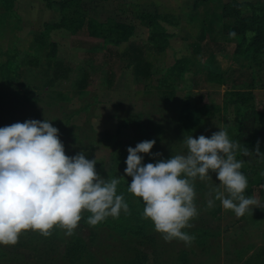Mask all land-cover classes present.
<instances>
[{
    "label": "rangeland",
    "instance_id": "1",
    "mask_svg": "<svg viewBox=\"0 0 264 264\" xmlns=\"http://www.w3.org/2000/svg\"><path fill=\"white\" fill-rule=\"evenodd\" d=\"M133 1L132 7L119 6L116 14V20L137 25L132 39L146 38L139 21H133L134 16L144 11L150 15L160 11L173 14L178 21L172 46L150 81L132 82L131 87L137 91L125 90L128 86L125 80L117 81V91H97L107 87L104 70L97 69L88 91L79 93L76 86L83 61L91 57L93 63L105 69L104 52L89 51L94 41H88L84 31L75 35L48 31L46 22L52 20L48 9L54 7L48 0H0V67L3 66L0 68V128L26 120L47 119L59 130L65 154L74 157L83 151L86 159L96 160L97 174L104 179L125 175L127 149L135 148L139 142L156 141L151 154H141L142 164H155L160 159L185 153L182 144L185 134L210 138L214 132L224 129L232 142L240 144L235 155L238 161H243L240 171L248 181L243 195L255 197L259 204L242 217L224 209L214 199L213 189L220 181L210 171L211 178L201 181L197 177L193 182L198 215L189 222L191 227L185 228L208 229L212 236L205 238L203 245L193 241L186 244L179 239L166 242L155 228L143 231V237L122 236L105 228L90 230V225L83 223L70 237L59 226L48 236L25 231L15 245H0V264H264V184L258 185L264 175V118L254 119L245 106L225 102L227 93L248 91L251 93L249 105L264 111V48L257 50L261 53L257 59L250 50L243 56L236 55L237 45L247 39L236 34L233 18L222 22L215 18L225 4L234 0H204L198 5L208 15L204 24L211 22L206 39L212 45L220 44L223 50L216 51L211 58L206 56L198 64L197 58L191 56L188 42H183L200 34L188 31V21L193 22L190 4L187 5L190 0ZM138 1L148 2L147 7L141 5V9L136 4ZM237 3L257 5L264 11V0H238ZM181 26L186 32H181ZM55 43L58 45L55 58L70 72L69 78L48 87L52 78L49 45ZM177 58L190 60V64L177 66L180 74L184 73L172 81L166 71L174 67ZM114 66L117 72L128 69L118 61ZM158 77L164 79V84L159 85ZM128 98L133 101V107ZM183 107L188 109L190 128L187 131L178 123ZM257 141L261 155L245 156L244 148L255 153ZM132 199L133 206L143 213L142 198L134 195ZM209 199L214 200L211 208ZM81 215L91 213L85 210ZM78 239L83 248L76 244ZM69 241L75 250L66 256Z\"/></svg>",
    "mask_w": 264,
    "mask_h": 264
},
{
    "label": "clouds",
    "instance_id": "2",
    "mask_svg": "<svg viewBox=\"0 0 264 264\" xmlns=\"http://www.w3.org/2000/svg\"><path fill=\"white\" fill-rule=\"evenodd\" d=\"M155 143L145 140L128 147L124 172L132 178L128 192L144 202L143 218L154 223L166 242L179 239L190 244L195 239L182 229L191 227L189 222L198 215L193 182L197 177L211 178L210 171L220 181L213 192L224 209L242 217L259 204L255 197L243 195L248 181L240 171L243 161L235 155L240 144L232 142L226 130L210 138L185 134V153L142 164L141 154H151ZM259 143L255 153L244 148L243 154L261 155ZM96 163L83 151L67 156L59 130L47 119L0 128V245H15L28 230L48 236L56 226L70 237L85 210L91 213L90 226L109 216L118 218L121 210L128 213L124 196L117 194L124 177L104 179L97 174ZM213 206L209 199L208 207Z\"/></svg>",
    "mask_w": 264,
    "mask_h": 264
},
{
    "label": "trees",
    "instance_id": "3",
    "mask_svg": "<svg viewBox=\"0 0 264 264\" xmlns=\"http://www.w3.org/2000/svg\"><path fill=\"white\" fill-rule=\"evenodd\" d=\"M10 1V0H9ZM60 22L58 24L46 25L48 31L54 29H64L67 32L75 35L79 33L82 27L86 24V32L88 36H92L95 38H100L103 40V48H106L108 45L118 46L120 43L127 41L132 34V27L124 22L116 21L114 19H108L105 23H97L93 19H88L87 14L83 11L77 3L74 2H65L60 3ZM247 12V13H244ZM244 13V14H243ZM137 17L143 20L146 25L150 28V38L148 43L151 44L150 48L155 49L156 51H162L167 45L169 35L165 33L162 27L157 22L156 14H147V13H138ZM217 21H224L229 18H233V25L236 27V34L241 35L246 40L245 43L239 44L236 47L235 54L236 55H244L245 51L250 50L256 55H261L260 52L262 48H264V11H261L260 6L251 5L247 3H237L234 0L229 4H225L220 13L215 16ZM88 19V21H87ZM206 39V34H205ZM50 53L48 54L50 64L49 68H52V78L49 81L48 87H52L56 82L60 80H65L69 78L70 70L63 65L60 61L55 58V44H51ZM200 51L202 52L203 58L206 56L213 57L216 51L223 50L220 44L212 45L209 40H205L200 46ZM214 47H218L217 50H214ZM104 58L108 56H112L113 51L109 48L105 49ZM258 50V51H257ZM118 60L125 62L128 67L132 70V75L140 80H149L151 79L154 72V65L149 62L146 58V48L138 43L129 42L125 50L121 53L118 51L115 53ZM263 55V54H262ZM107 59V58H106ZM104 60V59H103ZM185 60H180L176 65L172 68V72L178 70L176 67L183 66ZM103 64L105 68L108 67L107 62ZM83 66V71L80 77L79 82L77 83L76 90L84 91L87 89L88 84L92 78L90 72L92 68H98V65L93 63V61L86 60ZM107 66V67H106ZM0 68H3L0 67ZM100 68V67H99ZM105 70V69H104ZM180 72V71H179ZM105 74V83H110V78ZM211 79V76L208 77ZM218 82L221 81V78H216ZM216 80V81H217ZM251 99L250 92H232L226 94V104L234 103L235 106H239V104L245 106L251 116L254 119L262 120L264 118V111H258V109L254 106L249 105ZM188 109L187 107H183L179 113L178 123L182 128L187 131L190 128L188 125ZM169 159L171 157H168ZM167 160V159H166ZM115 176V175H114ZM119 178L123 176L124 178L120 180V183L117 185V194H122L124 196L125 202L128 204L129 211L128 213L123 212L119 215L118 218H105L104 221L100 222L96 226H88L90 230L94 228H105L119 235L125 236L126 234L132 235H140L143 237V231L150 228H155L154 223L150 219H144L143 213L140 212V209L135 208L133 206L134 200L133 194L128 192V186L131 183L132 178L125 175H117ZM264 184V175L261 177L258 185ZM90 215H84L81 218L79 224L84 225L87 223V218ZM87 226V225H85ZM183 232H186L190 236H194L195 239L193 242L203 245L205 238L212 236L208 229L202 228H194L190 230L182 229ZM76 244H80L81 247L83 245L80 239L76 240ZM73 248V244L69 241L67 242V246L65 249V255L69 256L71 252L75 249ZM83 248V247H82Z\"/></svg>",
    "mask_w": 264,
    "mask_h": 264
},
{
    "label": "crops",
    "instance_id": "4",
    "mask_svg": "<svg viewBox=\"0 0 264 264\" xmlns=\"http://www.w3.org/2000/svg\"><path fill=\"white\" fill-rule=\"evenodd\" d=\"M68 1L77 3L79 5V7L83 11L86 12L88 19H93L97 23H105L108 19L116 20L117 19L116 18V14H119V6L132 7L133 2H134L133 0H48L49 3H52L50 5L51 6L54 5V7H53L52 10H50V8L48 9V14H49V16H51L52 20H48L46 22L47 25L58 24L60 22L61 16H60V9H59L58 5L60 3L62 4V3L68 2ZM145 1H149V0H145ZM150 1H156V0H150ZM190 1H191L190 3L187 2V5L190 4V6L188 5V7H190V10H191V12H190L191 13V17L190 18H191V21H193V22L188 21V28H189L188 31H192V32H195V33L198 32L200 34H198L197 38H193L190 41H188L189 39H186V41H183V42L185 44L188 42L187 47H189L191 56H195V58H197L196 59V61H197L196 63L202 64L201 61L203 60V56H202V52L200 51V48H201L200 46H202L203 42L206 40L205 39V34L208 31L207 26H208V28H210L209 25L211 24V22H209L207 25L204 24L205 20H207L206 18L208 17V15H206L205 11H203L204 7H202L201 5H198V3L200 1H204V0H190ZM235 1L238 2V0H235ZM140 2L138 1V2H136V4H138L141 9H142L141 5L147 7V3L148 2H143V1H140ZM200 4H203V2H201ZM221 9L218 11V13H220ZM142 12H143V10H142ZM144 12L147 13L148 11H144ZM154 13H155V11H154ZM218 13H216L215 15H217ZM155 14L157 15V18H158L157 19L158 24L162 27V29L165 31V33H167L169 35L166 47L164 48V50H162L160 52L156 51L155 49L150 48V46H152L151 44L148 43L149 38H150V28L146 25V23L143 20L139 19L136 15L134 16L133 21L138 20L140 25H141V28L144 29L143 34L146 36V38L143 41H136V40L132 39V37L134 36V33L136 32V26H137L133 22H130L129 24L126 23V24H128V25H130L132 27V34H131L130 38L127 41L120 43L118 46L108 45L106 48H103L104 45H103V40L102 39L95 38V37H92V36H88V34L86 32V24H87V22L82 27L80 32H82V31L86 32L87 40L88 41H94V43H91V45L89 44L90 46L88 45L89 46L88 47L89 51L93 52L96 49H99V50H102L103 52L106 53L105 49H107V48H109L111 51H113L112 56H108V57H106L107 59L104 58V60H103L104 62H107V65H108V67L106 66L107 68H105V70H104V68H99L100 65H98V68H96V69L92 68L91 71H90V72H92L91 75L93 74V72L96 75L97 69L98 70L102 69V70H104V73H106L108 75V78H110L111 82L108 83V84L106 83L107 87H105L104 89H100V90L98 89L97 91L106 92V93H109L111 90L112 91H117L118 89L116 88V86H117V81L118 80H121V81L125 80V83L128 85L125 88V90H127V91H137V90H135V89H133L131 87V85L133 84L132 82H134V83H136V82L139 83V82H143V81L144 82H148V81H150L152 79V77L154 76V74H155V72H156V70L158 68V65L161 64V61H163V57H164L165 53L168 52L167 49L170 46H172V42L176 38V34L178 32L177 28L179 26L178 21L174 17L173 14L170 15V14H167V13H162L160 11H156ZM211 16H212V14H211ZM88 19H87V21H88ZM116 21H118V20H116ZM211 21H213V20H211ZM190 23H192V24H190ZM169 28L176 29V31L174 30V31L171 32ZM179 28L183 29L182 26L179 27ZM57 30L69 33L66 30L62 29V28L61 29H54V30H51V31H57ZM181 32H186V31L183 29ZM147 33H148V35H147ZM129 42H135V43L141 44V45H143L146 48V58H147V60L149 62H151L154 65V72H153V75H152L151 79H149V80H140V79L135 78L132 75L131 68L128 67L125 62H122L121 60L117 59V56H116L115 53L117 51L119 53H121L123 50H125V48L127 47ZM55 46H56V48H58L57 43H55ZM90 58L91 57H89L88 60H90ZM185 59L188 60L190 58H185ZM180 60H182V58H180V59L177 58L176 61L173 63V65H176V63L180 62ZM115 61H118V62L124 64V66L126 68H128V69H126V70L124 69V71L117 72V69L114 66L115 65ZM84 62L85 61H83L82 64H84ZM184 64L185 65L190 64V60L189 61L185 60ZM172 68L173 67H170V68L167 69V71H166L167 78H169L172 81L174 79L181 78L182 77L181 74L183 75L184 72H182L181 74H180V72L178 70L172 72ZM162 81H164V79L162 77L161 78L160 77L157 78V82L160 83L159 85H162V83H163ZM89 86L90 85L88 84V87ZM84 91H88V90H84ZM79 93H81V91H79ZM128 103H129L130 106L133 105V101L129 100V98H128ZM107 105L108 106H112L109 103ZM91 150H92V152L94 151L93 149H91Z\"/></svg>",
    "mask_w": 264,
    "mask_h": 264
}]
</instances>
